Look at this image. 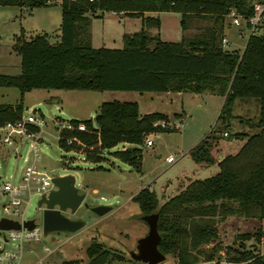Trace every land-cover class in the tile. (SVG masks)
<instances>
[{
  "label": "trees",
  "instance_id": "obj_1",
  "mask_svg": "<svg viewBox=\"0 0 264 264\" xmlns=\"http://www.w3.org/2000/svg\"><path fill=\"white\" fill-rule=\"evenodd\" d=\"M49 0H0V5L32 9ZM264 0H60V39L50 42L46 33L15 36L13 49L20 55V72L0 73V87L12 86L20 93L15 103H0V125L23 114L24 92L33 88L190 91L212 92L223 96L217 121L189 153L200 163L219 166L214 174L195 178L177 193L158 203L156 193L143 186L135 195L141 213L159 212L158 248L173 254L177 264L211 257L217 248L218 219L238 215L256 221L252 232L237 234V242L256 241L264 226V33L248 34L242 51L227 49L226 33L231 8L248 18L256 3ZM96 11L122 12L139 16V30L122 35V46H94L91 16ZM172 11L180 14L183 31L177 41L163 40L157 32L160 19L146 12ZM191 18L206 23L190 28ZM249 24L245 21V27ZM236 100L256 107L252 117L233 113ZM250 108V107H249ZM252 131H236L242 144L234 153L217 159L215 145L223 133L229 134L231 119ZM163 112L140 113L136 101H102L94 118L68 120L72 126L58 132L64 148L84 152L93 160L102 159L104 149L118 143L130 146L112 154L137 171L141 170L142 148L146 136L174 128L154 124L167 120ZM173 127V126H172ZM230 137V136H228ZM212 245L206 248V244ZM88 264L111 263L123 259L97 241L86 248ZM251 255L250 251L243 253ZM264 264V257L259 259Z\"/></svg>",
  "mask_w": 264,
  "mask_h": 264
},
{
  "label": "rangeland",
  "instance_id": "obj_2",
  "mask_svg": "<svg viewBox=\"0 0 264 264\" xmlns=\"http://www.w3.org/2000/svg\"><path fill=\"white\" fill-rule=\"evenodd\" d=\"M47 5L32 9L15 5H0V73L17 74L20 72V55L13 49L16 35L21 31L27 37L36 33H46L50 42L60 39L61 19L60 0H50ZM160 25L157 32L161 39L177 41L181 39L180 14L161 11L158 14ZM225 36L227 49L241 51L248 36V30L234 25L228 17ZM206 23L191 18L190 28ZM139 17H120L112 11H96L91 16L92 43L94 46L120 48L122 35L141 28ZM241 32L244 34L242 35ZM264 33V26L260 29ZM242 35V36H241ZM20 93L12 86L0 87V103L19 101ZM118 99L136 101L139 112L167 113V121L178 123L172 131L153 132V144L141 145V170L137 171L127 163L116 158L112 151L128 147L130 144L118 143L104 149L102 159L93 160L84 152L64 148L58 143V125L72 118L83 120L94 118L102 101ZM23 114L38 113L44 118L41 137L38 142L40 158L37 165L47 172L58 174L71 172L75 175L79 191L85 192L83 202L72 217L82 218L84 226L76 231H42V209L37 206V197L33 196L24 208V217L35 219L41 226L38 240L25 241L22 244L20 264H88L87 246L92 241L119 252L123 259L102 264H147L132 259L129 255L135 241L148 231L147 223L139 216L141 211L134 195L143 187L149 186L156 193L158 203L177 193L181 182L187 178H204L218 171L214 163L195 161L189 153L215 125L223 102V96L212 92L200 94L190 91H139V90H89V89H47L33 88L24 92ZM250 107V108H249ZM233 113L245 118L256 114V107L236 100ZM181 114V115H180ZM236 131H252L239 117L231 119L229 134L223 135L215 145L214 154L235 152V146L242 141ZM230 136V137H228ZM29 142L3 145L0 142V184L14 179L21 171L25 156L32 157ZM174 156L173 162L166 161L168 155ZM226 155V154H224ZM222 155V157L224 156ZM221 158V157H220ZM218 159V158H217ZM6 196L0 193V215ZM107 205L110 209L98 214L91 208ZM219 238L223 242H234L237 234L252 232L258 224L250 218L238 215H226L217 221ZM8 247L14 246L11 242ZM47 247V249H45ZM202 257V256H201ZM155 264H177L173 254Z\"/></svg>",
  "mask_w": 264,
  "mask_h": 264
},
{
  "label": "built area",
  "instance_id": "obj_3",
  "mask_svg": "<svg viewBox=\"0 0 264 264\" xmlns=\"http://www.w3.org/2000/svg\"><path fill=\"white\" fill-rule=\"evenodd\" d=\"M228 17L234 25L244 27L248 30V34L258 29L259 25L264 23V3H256L254 12L248 18L236 12L231 8ZM245 21L249 24L245 27ZM222 43L226 47L228 39L224 35ZM42 114L35 112L22 114L20 118L13 121H6L0 125V142L5 145L19 144L20 142H29L32 150V157L28 155L23 158L21 171L12 180L3 181L0 184V193L6 196V202L2 204L1 217H7L18 220L21 224L27 218L24 217L25 205L30 198L36 196L37 199L43 193H47L53 188L51 172H47L37 165L40 158L38 142L42 139L41 132L44 125ZM154 124L162 126H177L178 123L171 124L165 119H159ZM72 124L69 121L61 122L58 125V132L61 128H70ZM224 135L227 133L224 132ZM58 138V134H57ZM145 144L150 146L153 144L152 133L146 136ZM166 161L173 162L174 156L168 155ZM1 177V176H0ZM35 226L28 229L21 226L20 229H1L0 228V264H20L22 244L29 240H38L41 235V226L34 219ZM14 246L8 247V243ZM212 243L206 244V248ZM47 249V247H45ZM250 251L251 255L244 256L243 253ZM264 257V226L259 235L258 240H248L246 245L239 242H223L220 238L217 248L211 257H199V259L186 264H262L259 259Z\"/></svg>",
  "mask_w": 264,
  "mask_h": 264
},
{
  "label": "water",
  "instance_id": "obj_4",
  "mask_svg": "<svg viewBox=\"0 0 264 264\" xmlns=\"http://www.w3.org/2000/svg\"><path fill=\"white\" fill-rule=\"evenodd\" d=\"M53 188L47 193L41 194L37 199V206L42 208V231L44 234L53 231H76L84 226L82 218H71L64 214L66 209L75 212L83 202L85 192L79 191L76 185L75 175L71 172L58 174L51 172ZM98 214H103L110 209L107 205H96L91 208ZM148 225L145 235L136 239L134 247L129 250L132 259L142 261L147 264H155L163 260L166 256L159 248L158 244L161 235L157 229L159 212L141 213L139 216ZM32 229L35 226L34 219H26L21 224L16 219L7 217L0 218L1 229H20L21 226Z\"/></svg>",
  "mask_w": 264,
  "mask_h": 264
},
{
  "label": "crops",
  "instance_id": "obj_5",
  "mask_svg": "<svg viewBox=\"0 0 264 264\" xmlns=\"http://www.w3.org/2000/svg\"><path fill=\"white\" fill-rule=\"evenodd\" d=\"M49 2H51L50 0H49ZM22 7H20V9H21ZM166 12H172V11H166ZM114 13H117L120 17H123V16H133V15H128V14H124V13H122V12H114ZM146 13H151V14H159V12H146ZM135 17H139V16H135ZM140 18V17H139ZM264 26V23L262 24V27ZM241 34L243 35L244 33L243 32H241ZM241 35V36H242ZM244 47V46H243ZM242 51V50H241ZM179 92H181V91H179ZM197 94H200V93H197ZM167 114V113H166ZM181 115V114H180ZM242 144V142H240L239 144H237L236 146H235V150H238V148L240 147V145ZM228 153H233V152H224V154H228ZM224 154H218L217 155V158L218 159H220V157H222V155H224ZM190 180V178H187L185 181H183V182H181L180 183V185H179V188H178V190L181 188V187H183V186H185L187 183H188V181Z\"/></svg>",
  "mask_w": 264,
  "mask_h": 264
},
{
  "label": "flooded vegetation",
  "instance_id": "obj_6",
  "mask_svg": "<svg viewBox=\"0 0 264 264\" xmlns=\"http://www.w3.org/2000/svg\"><path fill=\"white\" fill-rule=\"evenodd\" d=\"M43 207H41V209H42ZM76 212V211H75ZM75 212H71L70 211V209L68 208V209H66L65 211H64V214L66 215V216H68V217H71V218H79V217H72L71 216V214H74Z\"/></svg>",
  "mask_w": 264,
  "mask_h": 264
}]
</instances>
